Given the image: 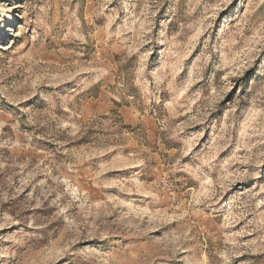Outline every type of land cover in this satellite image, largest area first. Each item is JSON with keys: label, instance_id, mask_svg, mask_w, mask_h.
I'll return each instance as SVG.
<instances>
[{"label": "rangeland", "instance_id": "rangeland-1", "mask_svg": "<svg viewBox=\"0 0 264 264\" xmlns=\"http://www.w3.org/2000/svg\"><path fill=\"white\" fill-rule=\"evenodd\" d=\"M6 6L0 264H264V0Z\"/></svg>", "mask_w": 264, "mask_h": 264}, {"label": "bare ground", "instance_id": "bare-ground-1", "mask_svg": "<svg viewBox=\"0 0 264 264\" xmlns=\"http://www.w3.org/2000/svg\"><path fill=\"white\" fill-rule=\"evenodd\" d=\"M2 17L5 20H7L9 25H13L15 22V17L12 14V8L10 6L0 7V21L3 19ZM0 31H1L0 40H2L3 36L6 34V31H5L4 27H0Z\"/></svg>", "mask_w": 264, "mask_h": 264}]
</instances>
